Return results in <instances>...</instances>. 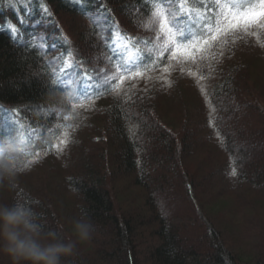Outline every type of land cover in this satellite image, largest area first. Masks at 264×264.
<instances>
[{
	"label": "trees",
	"instance_id": "obj_1",
	"mask_svg": "<svg viewBox=\"0 0 264 264\" xmlns=\"http://www.w3.org/2000/svg\"><path fill=\"white\" fill-rule=\"evenodd\" d=\"M262 2L0 0V140L21 150L0 198L56 231L87 215L70 264H264V26L203 45Z\"/></svg>",
	"mask_w": 264,
	"mask_h": 264
},
{
	"label": "clouds",
	"instance_id": "obj_2",
	"mask_svg": "<svg viewBox=\"0 0 264 264\" xmlns=\"http://www.w3.org/2000/svg\"><path fill=\"white\" fill-rule=\"evenodd\" d=\"M20 152L14 140H0V192L15 193ZM93 234L94 225L84 213L72 217L62 231H56L46 229L31 206L0 198V256L8 264H70Z\"/></svg>",
	"mask_w": 264,
	"mask_h": 264
},
{
	"label": "snow or ice",
	"instance_id": "obj_3",
	"mask_svg": "<svg viewBox=\"0 0 264 264\" xmlns=\"http://www.w3.org/2000/svg\"><path fill=\"white\" fill-rule=\"evenodd\" d=\"M232 7L235 8L236 4H233ZM258 7L260 9L259 12L256 11V5H251L248 6L246 11L237 12L236 14L231 16H223V13H221L224 26L218 28L214 34L212 32L208 33L209 38L203 40L204 47H209L213 42L218 41L219 39H223L228 34L236 32L238 30L247 31L252 25L264 26V2H262ZM201 36H203V33L201 34ZM190 39H192L190 35L182 33L177 37V43L179 45H184ZM197 48L198 45L192 46L188 51V58L193 62L199 59V57L197 56ZM122 70L131 71L126 67L122 68ZM97 94H99V89L96 88V85H85V92L83 93V97L85 99L94 98V95ZM62 143L66 142L62 141ZM54 147L56 146L54 145Z\"/></svg>",
	"mask_w": 264,
	"mask_h": 264
},
{
	"label": "rangeland",
	"instance_id": "obj_4",
	"mask_svg": "<svg viewBox=\"0 0 264 264\" xmlns=\"http://www.w3.org/2000/svg\"><path fill=\"white\" fill-rule=\"evenodd\" d=\"M216 69H211L210 71H209V76H210V78L212 79L213 77H211V75L212 74H214L216 71H215ZM204 73H206L207 74V71H205ZM202 85V84H201ZM255 91L257 92V95H260V100H261V102L264 104V88H262V86H258V87H255ZM226 172H228V171H226ZM229 177L227 176V180H229L228 179ZM222 198V199H221ZM220 199H218V203H216L217 205H222V204H224V203H227V199L228 198H230V197H228V196H222ZM138 201H141V200H138ZM222 203V204H221ZM237 204H234V205H232L231 206V210L232 211H234V208H235V206H236ZM182 207H183V211H186L185 209H186V207L184 206V205H182ZM219 207V206H218ZM217 207V208H218ZM238 213V212H237ZM226 222H228L229 224H231V221L230 220H227ZM237 234H239L238 232H237ZM229 243L230 244H232V245H234L236 248H238V249H240V248H242V247H244L243 246V242L242 241H240L239 240V238H238V236L236 235V237H231L230 238V240H229Z\"/></svg>",
	"mask_w": 264,
	"mask_h": 264
}]
</instances>
